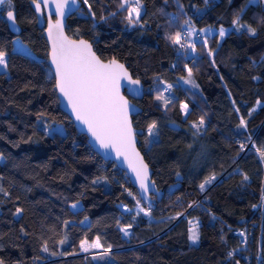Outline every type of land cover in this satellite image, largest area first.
<instances>
[{
	"label": "trees",
	"instance_id": "16d2710c",
	"mask_svg": "<svg viewBox=\"0 0 264 264\" xmlns=\"http://www.w3.org/2000/svg\"><path fill=\"white\" fill-rule=\"evenodd\" d=\"M122 2L81 0L65 30L89 39L102 58L123 61L142 81L143 95L131 97L141 106L132 123L142 129L137 144L161 196L153 205L140 199L124 170L96 152L59 108L31 0H11V6H0V51L8 64L0 70V186L9 193L0 192V259L4 264H244L230 230L251 216L263 176L257 149L264 150V0H140L134 24ZM9 8L18 33L5 20ZM237 16L254 35L233 24ZM186 20L196 27L229 28L223 37L207 34L194 60L182 57L173 66L175 44L169 37L185 29ZM16 36L34 55L13 49ZM189 68L197 87L177 86L175 78ZM163 82L171 88L164 91ZM163 94L169 96L167 107L156 99ZM241 117L246 128L240 127ZM201 118L197 134L193 125ZM45 127L57 131L46 133ZM212 176L201 191L200 184ZM96 179L100 182L93 184ZM189 198L195 201L186 207ZM17 207L24 209L19 217ZM106 214L104 221L94 218ZM192 217L196 243L189 238ZM124 224L131 225L128 235ZM97 237L100 248L81 249V241Z\"/></svg>",
	"mask_w": 264,
	"mask_h": 264
},
{
	"label": "snow or ice",
	"instance_id": "6c2138e0",
	"mask_svg": "<svg viewBox=\"0 0 264 264\" xmlns=\"http://www.w3.org/2000/svg\"><path fill=\"white\" fill-rule=\"evenodd\" d=\"M35 9L41 10V2L47 6L49 0H32ZM85 4H88V0H83ZM8 3L11 6V0H0V5ZM56 11L59 15L54 23L50 22L48 26L49 36L53 38L52 48V60L56 65V73L59 77L57 87L59 91L68 98V102L72 106V110L76 114V119L87 125L88 130L92 136L99 142L100 146L104 149H115L117 157H123L128 161L129 167L135 173L136 178L140 182V187L144 192H147L151 186H154V181L148 179V165L143 162V158L135 150L134 134L131 127L129 116V104L127 99L120 95V81L125 79L129 84L139 85V80H132L129 76L124 65L119 64L115 59L110 60L107 64L103 63L99 57L92 52V47L84 40L72 41L68 40L63 35V16L65 8L69 6V0H55ZM75 3V0H72ZM128 12L127 19L129 23L134 24L139 20L141 4L140 0H123L120 4L121 8H125ZM91 5H89V8ZM94 14V13H93ZM50 15V14H49ZM7 19L15 23V16L13 11L7 12ZM240 17L237 16L233 24L240 27L246 28L251 34H255V29L250 25L240 24ZM189 22L186 20L185 24ZM207 31V30H201ZM226 29L221 27L219 29V35L223 37ZM193 35L192 31L187 33L190 37ZM169 39L173 44L179 45L181 48L192 47L195 45H187L181 43V33L177 32L174 36H170ZM6 53L0 51V68L7 69ZM209 55H212L211 50ZM188 79L186 83L192 84L197 87L195 82L191 79L192 69H187ZM171 88V85L168 86ZM135 91V90H133ZM157 100H163L165 107L170 103L169 100L165 99L163 95H158ZM185 114H187L188 105L182 106ZM255 109H253L254 111ZM236 111H239L236 109ZM204 125V119L201 118L197 124L193 125V128L197 130ZM246 121L241 117L240 127L246 128ZM156 125L153 123L149 128V134H152V129ZM45 132L57 131L50 127H45ZM244 145L241 144V150ZM260 152V156L264 159V150L257 149ZM0 159L3 156L0 155ZM215 176L206 179L200 184V189L203 191L205 185L210 184ZM244 179L248 177L245 175ZM100 181L98 179L93 180V184H97ZM0 192L5 195L9 193L0 186ZM131 195V193H129ZM139 204V201H137ZM191 206V205H190ZM73 209L77 208V204L71 206ZM129 211H131L129 209ZM140 211H144L141 209ZM24 212V209L17 207L14 215L19 217ZM145 215H150V212H145ZM139 215V212H137ZM87 220V217H85ZM131 227V225H128ZM198 225H193L190 235V240L196 243L199 240V233L197 231ZM23 231V229H21ZM122 231L125 235H128V228H123ZM243 235V234H241ZM65 239L60 240V244L66 242ZM80 247L83 251H88L90 248H100L99 237L96 238L91 244L87 240L81 241ZM43 251L47 252L48 247L45 244ZM110 251V248L108 249ZM233 253H229L231 256ZM0 264H4V261L0 259Z\"/></svg>",
	"mask_w": 264,
	"mask_h": 264
},
{
	"label": "water",
	"instance_id": "95a60500",
	"mask_svg": "<svg viewBox=\"0 0 264 264\" xmlns=\"http://www.w3.org/2000/svg\"><path fill=\"white\" fill-rule=\"evenodd\" d=\"M81 4V0H75V3H72V0H69V6L67 8H65L64 11V16H63V35L65 37L68 38V40H72V41H77L79 42L80 40H84L86 41L88 44L91 45L92 44L90 42L89 39L83 37V36H72L70 34H68L65 30V25H66V18L67 16L75 11ZM31 5L32 8L35 12V16H36V25L42 29V34L46 40L47 43V57H46V61L47 64L49 66V68L51 69V72L54 76V80H55V90H56V95H57V99H58V106L61 110H63L65 113H67L70 117V119L72 120L75 128L80 131L85 133L86 135V139L87 142L91 145V147L98 152L104 159H109V160H113L115 162V164L122 170H124V172L127 175V178L129 180V182L134 186L137 195L140 197V199H142L144 202H146L148 205H153L154 201L153 200H157L160 198L161 193H162V188L158 187L156 183H154V186H151L149 188V190L147 192H144L143 189H141L140 187V182L139 180L136 178L135 173L132 171V169L129 167L128 165V161L125 160L123 157H117L116 156V152L115 149H104L100 146L99 142L96 141V139L92 136L91 132L88 130L87 125L83 124L81 121L76 119V114L75 112L72 110V106L71 104L68 102V98L65 97L60 91L59 88L57 87L58 84V80L59 77L56 73V65L55 63H53L52 60V48H53V38L51 36H49L48 33V26L49 23L52 22L54 23L57 19H59V15L56 11V3L55 0H49V3L47 6H45L42 2H41V10L37 11L35 9V6L31 0ZM11 10L14 13L15 16V11L12 8L7 9L4 12V16H5V20L7 22L8 27L15 33H18L20 31V25L18 24V22L15 19V23L10 22L7 19V12ZM50 14V15H49ZM92 52H94L96 54L97 57L100 58V60L107 64L110 60L115 59L119 64L124 65V68L127 70L129 76L131 77L132 80H139L140 83L139 85H132L129 84L125 79H121L120 81V95H122L125 99H127L128 104H129V120L131 122V127H132V131L134 134V142H135V150L136 152L139 153V155L143 158V162L145 164L148 165V179L149 181H154V178L152 177V167L148 164V162L146 161V159L144 158V155L142 153V151L140 150V148L138 147L137 144V134L142 132V129L139 127H136L135 125H133L132 123V114L138 112L139 110H141V106L135 102L133 99H131V97L133 98H139L143 95V83L140 80L139 77L134 76L129 68L126 66V64L115 58V57H110V58H102L100 55H98L96 53V51L93 49L92 47ZM135 90V91H133ZM236 264H240L239 261L236 262Z\"/></svg>",
	"mask_w": 264,
	"mask_h": 264
},
{
	"label": "built area",
	"instance_id": "2783aa9c",
	"mask_svg": "<svg viewBox=\"0 0 264 264\" xmlns=\"http://www.w3.org/2000/svg\"><path fill=\"white\" fill-rule=\"evenodd\" d=\"M178 32L181 33V43L187 44L186 31L179 30ZM186 48H181L175 44L173 66H177L182 57H189L191 60L195 59L193 53L187 54ZM194 201L195 198L187 199L186 207L193 204ZM230 233L238 245L234 252L242 258L244 264H264V168L259 193L252 206L251 216L243 223L233 226Z\"/></svg>",
	"mask_w": 264,
	"mask_h": 264
},
{
	"label": "rangeland",
	"instance_id": "374dc122",
	"mask_svg": "<svg viewBox=\"0 0 264 264\" xmlns=\"http://www.w3.org/2000/svg\"><path fill=\"white\" fill-rule=\"evenodd\" d=\"M123 1V0H122ZM253 2V1H256V0H246V2ZM183 26H184V28L186 29H181V30H185L186 32H185V38H186V40H187V45H192V44H194L195 45V47H194V49L192 48V47H187L186 48V52H187V54H191V53H193L194 55H196L197 53H198V43H199V41H201V40H205V37H206V35L207 34H210V33H213V32H217L218 33V36L219 37H221L220 35H219V29L221 28V27H223L224 29H226V31L228 30V26H222V25H220V26H216V25H206V26H203V27H196V26H194V25H191V24H185V22H183ZM201 30H207V31H201ZM189 31H192L193 32V35L192 36H190V37H188L187 36V33L189 32ZM178 32V31H177ZM176 32V33H177ZM175 33V34H176ZM174 34V35H175ZM13 49H15V50H19V51H23V52H25V53H29V54H32V55H34V52H32V50L27 46V44H25L24 42H22L21 40H20V38L18 37V36H16V37H14V39H13ZM0 70H5L4 68H0ZM189 77H188V71L186 72V74L185 75H182L181 77L180 76H178V77H176L175 78V80H174V82H175V84L177 85V86H183V85H188V86H190L192 89L193 88H195L192 84H189V83H186L185 81L188 79ZM191 79L195 82V80L192 78V76H191ZM169 84L170 83H168V82H163V90L164 91H166L167 90V88H169L168 86H169ZM195 84H196V82H195ZM197 85V84H196ZM170 89V88H169ZM162 90V91H163ZM163 96L165 97V99H168V95H166V94H163ZM168 96V97H167ZM185 104H187L185 101H181L180 102V110H181V112L184 114L185 113V111H184V109H183V105H185ZM153 123H156L155 121L153 122ZM73 204H75V203H71L70 204V206H72ZM72 208V207H71ZM122 208H124V209H127V207H125V206H122ZM104 217H94V218H96V219H99V220H101V221H104V219H106L107 217H110V214H106V215H103ZM189 223H190V226L192 227L193 225H196L197 224V219L196 218H194V217H192V218H190V220H189ZM123 228H128V225H122L121 226V229H123ZM123 232V231H122ZM124 233V232H123ZM96 239H94V240H91V241H88V243L89 244H91L93 241H95Z\"/></svg>",
	"mask_w": 264,
	"mask_h": 264
},
{
	"label": "bare ground",
	"instance_id": "6f19581e",
	"mask_svg": "<svg viewBox=\"0 0 264 264\" xmlns=\"http://www.w3.org/2000/svg\"><path fill=\"white\" fill-rule=\"evenodd\" d=\"M184 213V212H183Z\"/></svg>",
	"mask_w": 264,
	"mask_h": 264
},
{
	"label": "crops",
	"instance_id": "0c3cea01",
	"mask_svg": "<svg viewBox=\"0 0 264 264\" xmlns=\"http://www.w3.org/2000/svg\"><path fill=\"white\" fill-rule=\"evenodd\" d=\"M1 6V5H0Z\"/></svg>",
	"mask_w": 264,
	"mask_h": 264
}]
</instances>
